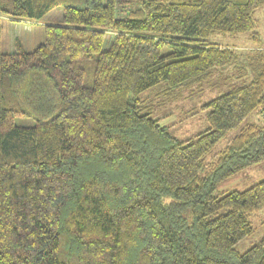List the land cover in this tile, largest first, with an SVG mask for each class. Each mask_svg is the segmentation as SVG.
Returning <instances> with one entry per match:
<instances>
[{"label": "trees", "instance_id": "obj_1", "mask_svg": "<svg viewBox=\"0 0 264 264\" xmlns=\"http://www.w3.org/2000/svg\"><path fill=\"white\" fill-rule=\"evenodd\" d=\"M56 7L59 23L33 51L17 38L2 52L3 17L39 20ZM262 7L0 0V264H264V234L236 248L255 233L264 180L216 195L264 160V122L247 119L264 114ZM226 34L252 45L215 38ZM216 86L227 90L200 108L209 127L187 140L141 97Z\"/></svg>", "mask_w": 264, "mask_h": 264}, {"label": "rangeland", "instance_id": "obj_2", "mask_svg": "<svg viewBox=\"0 0 264 264\" xmlns=\"http://www.w3.org/2000/svg\"><path fill=\"white\" fill-rule=\"evenodd\" d=\"M61 15L62 7H56L39 20L13 21L10 18L3 17L1 35L2 52L16 51L15 40L17 38L20 39L25 50L33 51L44 41L45 25L59 23ZM255 18L258 21L257 31L264 45V7L257 10ZM215 38L223 44L236 46L238 50H246L252 45V41L247 34L237 36L227 34L217 35ZM229 70L235 73L234 66H229ZM232 79L235 80V78ZM251 79L252 76H249L245 82L248 83ZM226 86L228 87L229 85L226 84ZM223 89L227 90L226 88ZM223 89L216 86L211 90L207 89L202 92L178 91L175 95L170 96L160 92L159 89H153L143 92L141 97L147 96L153 101L156 110L152 113V117L159 118L164 125L170 126V132L179 140H187L209 127L206 119L207 112L200 111V108L205 102L218 96L217 94L220 91H224ZM196 111L199 112L190 116ZM247 119L249 123L262 124L264 122V114L257 115L255 112ZM237 133L238 131L230 132L228 137L216 146L214 152L223 148L227 140ZM261 180H264V160L220 183L216 195H222L232 190H245ZM252 225L255 228V233L245 238L236 246L240 252L246 251L262 238L264 234V211L252 218Z\"/></svg>", "mask_w": 264, "mask_h": 264}]
</instances>
